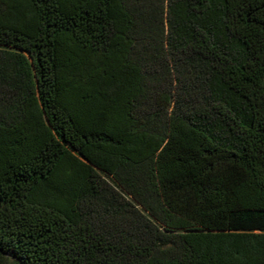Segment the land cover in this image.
Listing matches in <instances>:
<instances>
[{
    "label": "trees",
    "instance_id": "1",
    "mask_svg": "<svg viewBox=\"0 0 264 264\" xmlns=\"http://www.w3.org/2000/svg\"><path fill=\"white\" fill-rule=\"evenodd\" d=\"M0 264H264V0H0Z\"/></svg>",
    "mask_w": 264,
    "mask_h": 264
}]
</instances>
